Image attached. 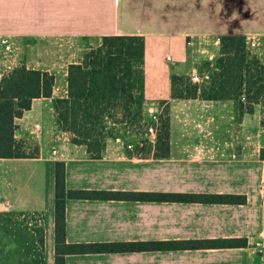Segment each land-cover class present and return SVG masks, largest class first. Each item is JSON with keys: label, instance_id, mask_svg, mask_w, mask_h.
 <instances>
[{"label": "crops", "instance_id": "1", "mask_svg": "<svg viewBox=\"0 0 264 264\" xmlns=\"http://www.w3.org/2000/svg\"><path fill=\"white\" fill-rule=\"evenodd\" d=\"M108 35L144 37V110L167 105L169 156L131 157L110 139L104 156L91 159L56 124L52 97L66 95L67 67L61 88L53 73V96L33 99L15 119L14 137L24 148L34 145L35 157L0 158V264H55L57 161L65 162L68 190L246 198L244 204L67 198L69 244L244 239L246 245L67 254L65 264H264V251L253 248L256 241L264 245L262 104L239 115L232 100L170 96L171 75L201 67L204 50L219 54L222 36L264 37V0H0V36L39 42ZM254 54L264 63V47Z\"/></svg>", "mask_w": 264, "mask_h": 264}, {"label": "trees", "instance_id": "2", "mask_svg": "<svg viewBox=\"0 0 264 264\" xmlns=\"http://www.w3.org/2000/svg\"><path fill=\"white\" fill-rule=\"evenodd\" d=\"M145 39L139 35H108L82 62L67 66V92L52 97L54 75L42 69L18 66L0 79V158H33L14 137L15 119L31 108L33 99L52 97L58 128L71 143L85 146L91 159H101L110 139L140 135L129 156L164 159L169 156V115H160L154 144L146 138L151 123L144 110ZM200 70L209 69L205 62ZM171 98L232 100L242 115L255 104L264 107V63L251 53L244 36H222L220 55L206 83H192L187 75H171ZM245 97V101L241 97ZM264 126V110L261 119ZM264 159V149L261 150ZM81 199H152L158 201L244 204L234 194L144 193L124 191L68 190L65 162L55 163V264L65 255L175 248H227L246 245L244 239H204L179 242L74 243L65 240V202ZM44 243L42 230H37Z\"/></svg>", "mask_w": 264, "mask_h": 264}, {"label": "rangeland", "instance_id": "3", "mask_svg": "<svg viewBox=\"0 0 264 264\" xmlns=\"http://www.w3.org/2000/svg\"><path fill=\"white\" fill-rule=\"evenodd\" d=\"M13 52L10 53L8 57L15 60V67L26 66L27 68H39L42 70H49L50 73H55L58 77L57 85H64V72L66 67L71 63L82 62L84 55L87 52H90L92 49H95L101 43V38L99 37H77V38H63L56 37L51 39H45L38 41L32 40H15L11 38ZM212 53L216 54L217 57L220 55L217 54V50H211ZM220 51V50H219ZM2 51L0 49V61L3 62L0 71H3L5 67V58H2ZM12 61L7 62L6 64H11ZM205 61L201 62L204 64ZM14 67V68H15ZM46 70V71H47ZM162 104V102H161ZM163 108L161 109V114L164 113V110L167 108V105L162 104ZM264 110V107L263 109ZM160 114V115H161ZM141 136L135 134H129L125 138L126 143H134ZM124 142V143H125ZM124 145V144H123ZM35 146L25 145V152L32 153L35 151Z\"/></svg>", "mask_w": 264, "mask_h": 264}, {"label": "built area", "instance_id": "4", "mask_svg": "<svg viewBox=\"0 0 264 264\" xmlns=\"http://www.w3.org/2000/svg\"><path fill=\"white\" fill-rule=\"evenodd\" d=\"M219 41L216 39L214 40V44L217 45ZM245 42H246V47L247 49L254 54V52L257 49H260L261 47H264V37H258V36H251V37H245ZM188 45L193 44V40H188L187 41ZM11 38L8 36H0V49L3 54L2 58H5L6 62H9L10 56L9 54L13 52V46H12ZM204 61L208 64L209 69H203L200 70L198 67L195 68L189 75L188 77L190 78L192 83L196 84H202L206 83L210 79V70L214 68L215 64V59L217 58V55L212 53L211 51L204 50ZM167 60H170V57L167 56ZM5 69L3 71H0V79L4 77L7 73H9L15 66H11V64H5ZM242 101H245V97H241ZM161 109L162 106L160 105H155L153 110H149L146 112L150 124L146 128V133L145 136L151 142L152 144L155 143L156 141V133H157V126L159 123V118L161 114ZM39 127H37V130ZM60 139V138H59ZM121 144L123 145V148L126 151H133L134 149V144L133 143H126L125 139H117ZM125 142V143H124ZM253 248L257 250L258 252H263L264 251V245L260 241H256L253 245Z\"/></svg>", "mask_w": 264, "mask_h": 264}]
</instances>
